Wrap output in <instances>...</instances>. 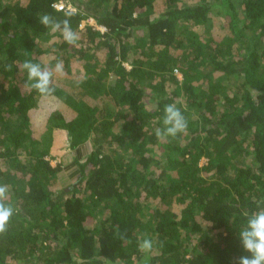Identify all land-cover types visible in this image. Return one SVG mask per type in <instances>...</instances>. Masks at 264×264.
Listing matches in <instances>:
<instances>
[{
    "label": "trees",
    "instance_id": "trees-1",
    "mask_svg": "<svg viewBox=\"0 0 264 264\" xmlns=\"http://www.w3.org/2000/svg\"><path fill=\"white\" fill-rule=\"evenodd\" d=\"M64 1L0 0V264H236L264 206V0ZM25 60L62 61L50 94ZM167 104L188 129L158 139Z\"/></svg>",
    "mask_w": 264,
    "mask_h": 264
},
{
    "label": "clouds",
    "instance_id": "clouds-1",
    "mask_svg": "<svg viewBox=\"0 0 264 264\" xmlns=\"http://www.w3.org/2000/svg\"><path fill=\"white\" fill-rule=\"evenodd\" d=\"M70 11H74V9L72 8ZM38 22L50 31L58 32L66 43L76 44L77 34L73 31L69 19L57 20L44 14L38 18ZM82 23L80 28L83 26ZM21 68L27 74L25 86L36 90L41 95H47L53 91L51 87L53 75L60 74L63 70L62 61L58 62L54 68H49L25 60L22 62ZM162 125L155 130L158 139H175L186 133L188 129L186 117L175 104L165 105ZM7 200L8 185L0 184V234L7 231L10 218L15 212V209L6 203ZM239 242L242 251L246 254L238 257L236 264H264V206H259L257 211L247 216L244 226L239 230ZM154 248L155 241L150 236L142 235L137 238V250L141 254L150 255Z\"/></svg>",
    "mask_w": 264,
    "mask_h": 264
},
{
    "label": "rangeland",
    "instance_id": "rangeland-1",
    "mask_svg": "<svg viewBox=\"0 0 264 264\" xmlns=\"http://www.w3.org/2000/svg\"><path fill=\"white\" fill-rule=\"evenodd\" d=\"M86 24L94 26L95 22L93 20H91V19H88V20H86V21H84L82 23L83 26L86 25ZM95 27H97V26H95ZM174 74L180 79V75L178 73H174ZM59 137H60V140L63 141V136L60 135ZM63 143H64V141H63ZM60 148H64V145H62V143L60 145ZM71 160H72V156L71 155H67V156L63 155L60 158H57L55 160L50 161V164L52 166H54V165H57L58 163H62V166L68 167V165L71 163ZM205 163H206V159H201L200 160V165H205Z\"/></svg>",
    "mask_w": 264,
    "mask_h": 264
},
{
    "label": "built area",
    "instance_id": "built-area-1",
    "mask_svg": "<svg viewBox=\"0 0 264 264\" xmlns=\"http://www.w3.org/2000/svg\"><path fill=\"white\" fill-rule=\"evenodd\" d=\"M68 0H65L64 2H59L57 3L54 7L56 8V10H72V8L70 7L69 4H67ZM103 30V29H101ZM174 73H178L177 71H174Z\"/></svg>",
    "mask_w": 264,
    "mask_h": 264
}]
</instances>
